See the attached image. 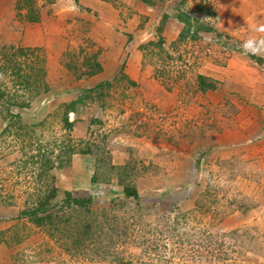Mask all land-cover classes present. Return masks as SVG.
Here are the masks:
<instances>
[{
	"label": "rangeland",
	"instance_id": "1",
	"mask_svg": "<svg viewBox=\"0 0 264 264\" xmlns=\"http://www.w3.org/2000/svg\"><path fill=\"white\" fill-rule=\"evenodd\" d=\"M65 1L68 0H16L15 16L28 22L27 13L20 12L22 9L32 10L35 18L42 12L45 19L48 17L45 20L48 29L54 6L62 8L67 16L66 23L71 20L73 10ZM111 3L121 12L132 6L136 15L128 16L130 26L118 23L114 18L103 19L98 33L104 36L105 25L110 22L114 31L131 39L128 47L133 43L142 46V51L138 49L142 54L140 69L151 67L153 80L171 96L163 98L164 107L156 106L148 99L150 96L140 92L139 84H130L132 81L123 74L105 78L109 85L103 89L100 99L88 98L84 107L77 108L74 115H67L69 120L74 119L69 132L72 143H78V149L87 145L91 153L74 154L66 163L64 150L69 144L60 127V112L63 101L73 94H67L64 92L66 87L57 84V68L46 64L48 50L3 42L0 36V54L9 51L2 47L9 44L23 49L22 53L15 55V61L32 81L27 89H17V94L23 96L17 100L27 99L28 105L20 109L11 107L12 112H19L20 124L29 125L44 119L41 125L29 131L19 130L7 124L5 111L0 110V244L11 248L14 260H53L56 264L109 263L108 258L101 260L90 256L89 252L67 250L61 241L49 237L42 227L33 225L26 218H15L24 201L33 199L37 186L43 187L52 179L57 188L54 200L60 197L61 190H68L75 196L90 195L94 211L104 209L113 215L117 226H125L124 241L115 245L116 252L124 258L146 261L141 264H264V174L257 169V163L239 156L221 159L209 156L214 145L207 136V131L213 132L221 118L234 113L228 105L230 98L247 100L253 92L258 96L257 100L261 99L259 96L264 97V0H153L151 6L131 0H111ZM198 6L209 8L213 15L203 14ZM178 13L189 17L191 30L197 20L199 24L209 26L211 31L199 29L179 39L182 23L173 17ZM162 14L167 15L163 22ZM62 19L63 22L60 21L64 24L66 19ZM61 22L56 29L61 27ZM136 25L141 27L136 29ZM71 26L66 27V39L75 42L76 38L71 35L73 21ZM158 36L163 39L161 45L156 44ZM69 46L63 60L70 62L76 72V58L81 50ZM92 49L100 51L102 48L97 41ZM10 75L9 70L0 68V84L9 86ZM197 76H203L214 87H198ZM42 82L47 83L48 91ZM148 88L152 90L150 86ZM196 91L203 104L202 118H192L193 115L183 119L182 103L193 101ZM93 118L97 120L91 121ZM182 142L185 145L181 146ZM137 143L140 145L138 149L135 147ZM39 147L54 166H57L58 159L62 165L66 163L65 166L53 167L38 178L36 173L43 164L37 156ZM133 148L137 149L134 156ZM199 150L205 153L207 158L203 160L207 162L201 170L193 173V160ZM128 155L146 166L141 174L130 176L137 184L140 203L145 207L142 214L134 204H128L130 201L123 200L118 185L112 182L108 186L99 176V173L110 176L109 164H121V158ZM92 166L97 169L98 179L91 185ZM188 167L192 171H187ZM164 184H168L166 190ZM110 198L117 205L112 209ZM121 203L125 205L121 206ZM172 205L185 214V221L180 220L179 228L186 224V231L206 229L216 238H223L228 258L179 257L188 254L185 243L179 245L175 238L167 235L159 238L155 232L156 218ZM231 230L238 233L227 235ZM153 238L158 240L157 253L148 250ZM140 241L143 244H139ZM178 245L183 250L177 252ZM20 250L22 255L19 256Z\"/></svg>",
	"mask_w": 264,
	"mask_h": 264
},
{
	"label": "trees",
	"instance_id": "2",
	"mask_svg": "<svg viewBox=\"0 0 264 264\" xmlns=\"http://www.w3.org/2000/svg\"><path fill=\"white\" fill-rule=\"evenodd\" d=\"M68 1H72L73 3L77 4V0ZM101 1L112 5L111 0ZM131 1H136L147 6H151L153 4V0ZM197 8L205 15H213V12L209 8H204V6H198ZM77 10L87 15L86 18L81 19L79 17H75L73 22L74 27L71 31V35L76 38V42L78 45L77 47L79 48V50H81L79 56H77L76 58V67L78 66V69L76 72H74V68L70 66L71 63L68 61L64 62V53L61 56L60 63L67 71L72 73L75 78L79 79L81 77H90L93 74L99 73L101 71V66L99 63V53L101 50L99 51L98 49H92V46L97 42L91 41L90 36L87 35L97 21V12L91 11L89 8H85L80 5L77 7ZM132 10L133 7L131 6L129 8H124L123 12H121L120 10H115V14H112L114 15V19L116 22L126 25V22L132 16L136 15ZM26 13L27 18L29 17L28 21H34L36 19L35 17H33L35 16V14L34 12H32V10H27ZM106 15L110 16L108 14ZM128 16H130V18ZM173 17L177 21L182 23V28L178 33L179 39L183 38L189 32H192L194 34L199 29L202 31H211V28L209 26L199 24L197 20H195V24L197 25L194 26V30H191L190 20L187 15L178 13L173 15ZM165 18H167V15L162 14L161 21ZM135 27L137 29L141 26L136 25ZM130 40L131 39L127 38V41ZM162 40V37L158 36L156 44L161 45L163 42ZM2 47L6 49L8 48L9 51L0 54V68L9 70V74L11 73V78L9 86H4L3 83L0 84V110L5 111L7 119L6 122L8 125L14 128H19V130L24 128L26 131H29L34 126L41 125L44 119L29 125L24 123L20 124L21 118L19 112H12L11 110V107H15L17 109L26 107L29 101L27 99L21 102L17 100L19 96L23 97L21 96V94H17V91H19L17 89H27L32 82L29 74L26 75L27 72L23 73L22 70H20V66L18 67L17 62L15 61V59H17L15 58V55H17V53H22L23 49L20 47L13 48V46L10 44ZM137 49L142 51V46L137 45ZM256 59L257 61H260V58ZM29 68L31 70L33 69V66ZM197 78L198 87L202 89L214 87V85L210 82H206V79L203 76H197ZM42 84L44 83L42 82ZM130 84L133 85L134 83L130 82ZM108 85V82L104 79L93 86L84 88H64V92H67V94H73L70 98L63 101V110L62 112H60V127L61 129L63 128L69 144L65 146L64 150V155H66V163L70 161V156H73L74 154L91 153L90 148L87 145H85L84 148L78 149V143H72L73 140L69 132L72 129L74 119L69 120L67 115L69 113L74 115L77 108H80L82 106L84 107L87 103L86 100L88 98L95 97V99H100L103 95V89ZM44 89L45 91H48L46 82L44 84ZM93 120L96 121L97 119H91V121ZM16 124L17 126H15ZM4 130L6 131V128H3V131ZM80 141L88 144V142L84 140H79L78 142ZM61 152L62 151H60V153ZM132 153L134 156V151H132ZM202 155V152H200L197 156H195V164L193 165V167H198L197 164ZM37 156L40 157V160L43 163L42 165H40V168H38V171L36 173L38 178H40L42 174L44 175L45 173H47L53 167L60 168L65 166L64 164H66L64 163L62 165L61 160L58 159L60 157L59 154V156L56 157V159H58L56 162L57 166H54V162L46 156L44 150L40 147L39 151H37ZM145 167L146 166H144L140 162V160H137L128 155L124 162L121 164H109L108 168L111 170L109 171L110 176L108 174L104 176L103 174L99 173V176L103 180L104 184L109 186L113 182V184L118 185L120 187L119 195L123 197L124 201H130L128 202V204H134L140 214H142V211L145 210V207H143L140 203L141 196L139 195L137 184L134 180H131L130 176L134 174H141V172L145 170ZM151 167L156 168L153 165H151ZM196 171L197 170L193 169V173H196ZM97 175V169L95 170V167L92 166V173L89 177V183L91 185L97 182ZM50 178H53V176H50ZM161 179L163 178L161 177ZM50 180V182L44 183L43 187L37 186L34 194L32 195L33 199H31L30 201H24L23 208L18 210L15 218H26L33 225L42 227L49 237L61 241L62 245H64L66 247L65 249L67 250L71 249L83 254H88L89 252L90 256H95L101 260L108 258V264H134V262H136V264H141L143 262H146L142 261L140 258H138L136 261H134L132 258H124V256L116 252L115 245L117 242H120L122 240L124 241V236H126V228H124L125 226L121 228L117 226V222L114 219L113 215H111V213H107L106 210L102 209L100 211H94L92 208V196H75L72 195L68 190H61L60 197H58L57 200H54V198L57 196V188L54 185L52 179ZM167 185L168 184H164L163 186L165 190L166 188H168ZM113 198H110L109 201L111 209L112 207L117 206L116 204H113ZM120 205L122 206L125 204L121 203ZM184 219L185 214L179 212L175 208V206L172 205L169 210H167V212H163L161 216H158L156 218L157 223L155 225V232L160 236L159 238H163V235H167L168 237L175 238L176 242L179 245H181V243H185V250L188 251V254L185 253L186 256L180 254L179 257L181 258L189 257L191 259H196L198 257L210 259L211 257H214L216 260H225L228 258V254L223 248V238H216L206 229L197 230L190 228L193 230L186 231V224H183V227L181 226V228H179L180 220L183 222L185 221ZM237 233V230H231L229 231V233H227V235L233 236ZM242 234L248 235L246 231H244ZM224 236L225 235H222V237ZM157 241L158 240L156 238L150 240L151 243H149L148 250L157 253L159 248L157 247ZM140 243L143 244V241H140L139 244ZM179 245L177 252L183 250L179 249ZM196 247H198L199 250ZM143 251L146 252L147 250Z\"/></svg>",
	"mask_w": 264,
	"mask_h": 264
},
{
	"label": "crops",
	"instance_id": "3",
	"mask_svg": "<svg viewBox=\"0 0 264 264\" xmlns=\"http://www.w3.org/2000/svg\"><path fill=\"white\" fill-rule=\"evenodd\" d=\"M15 1L16 0H0V36L2 37L1 39H3L2 41L19 43L21 46L43 47L45 50H48L49 52H47L46 64L47 66L50 64V66L57 68V84L62 87L84 88L93 86L105 78L109 79L117 74H123L126 79L135 82V84H139V89L141 90L140 92H144L147 96H150L148 99L155 103L156 106L164 107V105H166L165 99L163 98H167L171 96V94L168 90H165L161 85L157 84V82L153 80L152 70L150 71L151 67L144 70L140 69L142 54L137 49V45L132 41L133 45L128 47L131 40L127 41L125 35H121L120 33L114 31L111 24H109V21H107V23H109H106L107 25H105V35L103 36L98 33L99 23L101 24L103 19L109 20L110 18V16H107L106 13L108 15H112L111 13L113 12L115 13V9L111 4L101 0H77V4L72 1H65V4L68 5L67 7L73 10L70 15L71 20L66 23L67 16L66 14H63L62 8L60 9L59 6H54V15H49V19H52V21L50 24L48 23L49 26L48 29H46L45 26L47 23L45 20L48 17L45 19V14L42 12L38 14V18L34 21L26 22L21 19L18 20L15 16L16 11L14 10ZM78 4L82 7L89 8L91 11L97 12V21L95 20L96 23L94 22L95 24L88 33L89 35L94 36L90 37L93 40L95 39L96 42L98 41L99 46L102 48L99 53L101 71L90 77H81L79 79L75 78L72 73L67 71L61 63H59L62 54L69 49L70 44L73 49L77 47L76 41L73 42V40L66 39L68 38L65 34L66 27L71 26L75 17H79L80 19L87 17L85 13L77 10V7L79 6ZM20 12L22 13L27 11L22 9ZM62 17L66 19L64 24L62 23ZM111 18H114V16ZM129 20L126 22V25L130 26V23H128ZM58 22H61L62 24L59 29H56ZM47 66L46 78L48 80L49 70L47 69ZM148 86H150L152 90L155 88V91L149 90ZM198 94L200 93L196 91L193 101L182 103L181 111L183 119L194 115L192 118H198L201 120L204 110H202L201 105L203 104L200 102ZM259 97H261V99L257 100L256 98H258V96L253 92L247 96V100L240 99L236 101L235 99L230 98L231 102L228 105H230V108H233L234 113L230 117L227 114L226 118H221V121L217 122L218 124L215 125V130L212 128V130H214L213 132L207 131L208 139L214 145V149L208 153L209 156H214L218 159L223 157L239 156L246 161L249 160L250 162L253 161L257 163V165H259V167L257 166V169L264 174V97ZM195 100L196 103L194 104ZM201 139L203 138L201 137ZM182 145H185V143L182 142L181 146ZM233 146H235V148H232ZM135 147L138 149L140 147L139 143H137ZM136 148L132 149L135 154H137ZM161 148L168 150L164 146H161ZM200 152H202V150H199V153ZM202 154L203 155L197 164L198 167L196 168L195 166H192L193 169L201 170L202 165L204 166L207 162V160H203L205 153L202 152ZM126 158L127 156L125 158H121V163H123ZM206 158L207 157H205V159ZM149 162L155 163L152 159H149ZM194 164L195 160H193V165ZM188 169L190 170L191 167H188ZM262 178H264V176H262ZM185 181L187 182V180ZM20 255H22L21 250L19 252V256ZM16 256H18V254H16ZM0 264L56 263L53 260H14L11 256V248L4 244H0Z\"/></svg>",
	"mask_w": 264,
	"mask_h": 264
}]
</instances>
